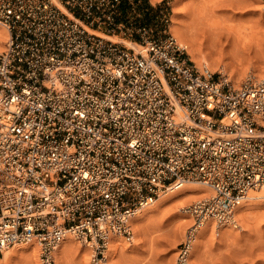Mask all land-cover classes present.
I'll use <instances>...</instances> for the list:
<instances>
[{"label":"built area","instance_id":"2783aa9c","mask_svg":"<svg viewBox=\"0 0 264 264\" xmlns=\"http://www.w3.org/2000/svg\"><path fill=\"white\" fill-rule=\"evenodd\" d=\"M123 1L0 0L1 253L32 240L58 264L73 235L109 264L111 236L198 181L211 192L186 208L183 264L205 222L239 227L237 207L264 186V76L233 85L170 32L121 19Z\"/></svg>","mask_w":264,"mask_h":264},{"label":"rangeland","instance_id":"374dc122","mask_svg":"<svg viewBox=\"0 0 264 264\" xmlns=\"http://www.w3.org/2000/svg\"><path fill=\"white\" fill-rule=\"evenodd\" d=\"M174 15L195 51L206 60L197 64L214 62L216 70L208 66L218 74L226 67L225 76L236 86L253 69L264 71V0H124L121 19L129 20L134 28L147 26L154 35L168 32L173 35ZM109 38L122 43L124 39L138 41L136 36ZM172 193L167 191L161 199ZM185 198L159 203L156 210L144 215L136 224V230L132 229V239L118 248L114 259L109 257V264H181L179 252L190 225L179 236L173 230L178 228L179 216L187 213L178 206L187 202V208L193 202ZM248 215L252 218L245 228L228 227L219 233L205 234L183 264H264V204L253 207ZM190 218L191 224L193 219ZM82 243L77 238L66 242L67 251L64 249L56 255L57 263L90 264L92 248L85 251ZM9 249L12 255L8 260L3 257L4 251L0 252V264H34V253L40 259L39 249L37 252Z\"/></svg>","mask_w":264,"mask_h":264},{"label":"bare ground","instance_id":"6f19581e","mask_svg":"<svg viewBox=\"0 0 264 264\" xmlns=\"http://www.w3.org/2000/svg\"><path fill=\"white\" fill-rule=\"evenodd\" d=\"M158 0H151V2H156ZM177 21L178 18L177 16H173L172 18V32L173 35L175 37V39L177 40V42L186 49L188 55H190V59L195 61V62H203L205 59H203L201 56L198 55L197 51H195V48L193 46V43L191 42V40H189L185 34L184 31H182L180 29V27L177 25ZM9 36V32L7 30V28L3 25L0 24V50L4 48L5 45H3L4 42H6V39ZM111 37V35H107ZM230 38V37H229ZM233 39V38H232ZM237 38H235L236 40ZM238 41V40H236ZM234 41V42H236ZM124 44H126L129 47H134L136 49L137 48V43L124 39L123 40ZM231 44V43H230ZM238 44V43H237ZM240 44V43H239ZM233 45V44H232ZM241 45V44H240ZM198 50V49H197ZM200 54V53H199ZM207 59V58H206ZM206 61V60H205ZM205 63V62H204ZM206 64V63H205ZM212 69L216 70L215 68V63L214 62H209L207 63ZM225 67V66H224ZM226 68V67H225ZM223 68V69H225ZM221 69L219 72L221 74H226L227 71ZM264 69V68H262ZM251 70V69H249ZM248 75H253V76H264V71H258V70H252L250 72V74ZM236 82V81H235ZM234 84V81L232 83ZM171 195L163 197L162 198V194L164 195V193H162L156 200H154L150 205L143 207L142 209H140L131 219H130V227L131 230L134 228V230H136V224L139 222V220L141 218H143L144 215L156 210V208L158 207L159 203L162 204H167L169 202H173V200L178 201L177 199L181 198L184 199H188V200H192L193 202H195L196 200H198L199 198L209 194L211 192L210 188L198 181H185L182 182L181 184H179L177 186V188L172 190ZM166 193V192H165ZM184 197V198H183ZM161 199V200H160ZM180 201V200H179ZM183 201V200H182ZM180 201V202H182ZM185 202V201H184ZM192 202V203H193ZM264 204V186H262L261 188H259L258 190H251L249 192V194L246 196V198L242 201V203L237 207L236 209V218L239 220V227H241V229L244 227L245 225L248 224L246 222H248L250 220V218H252L251 216L248 215V212L251 210L253 207H256L258 205H262ZM186 203H182L180 204L178 207L179 209L183 210V212H186ZM187 213H183L182 215L179 216V223H178V228H175L173 230V232L175 234H178L177 236H179L180 233L183 232V230L186 228V226L191 225V218L190 216L187 217ZM243 226V227H242ZM232 228L234 229L232 226H221V227H215L213 226V224L210 221L205 222L201 228L198 229V231L196 232V234L193 236L191 245H190V252L191 250H195L194 247L196 248V245H198L199 240H201V238L208 233H212L213 231L215 232H220L222 229H226V228ZM223 232V231H222ZM233 232V231H232ZM183 235V234H182ZM128 239H132L130 238H126L123 235H117V236H111L108 242V249L106 251L108 257H113L114 255H116L118 248L122 245H125L126 240ZM75 240V237L73 235H67L64 240H62V242L57 246V248L55 249V258L56 255L60 254V252H62L64 249L66 250V248H64V244L66 242H72ZM80 245V244H79ZM37 243L34 241H27V242H21V243H17L15 245H13L10 248H13L14 250H26V249H35L34 251L38 250L39 248H36ZM78 246V245H77ZM86 247V249L84 248L85 251H88V249L90 250L91 247V243H89L88 241H83L82 243V248ZM71 247V246H70ZM80 247V246H79ZM89 247V248H88ZM69 248V247H68ZM71 249V248H69ZM72 250V249H71ZM67 251V250H66ZM83 251V249L81 250ZM37 252V251H36ZM40 254V250L38 252ZM92 254V252H91ZM12 255V251L11 249H5L3 252V257L5 259H9V257ZM34 257L32 258L33 261H35L34 264H40V259H38V255L37 254H33ZM82 257V256H81ZM115 257V256H114ZM113 257V259H114ZM40 258V256H39ZM85 260V258L83 259ZM88 260V259H87ZM86 260V261H87ZM57 261V260H56ZM31 262V261H30ZM32 263V262H31ZM88 263V262H87ZM30 264V263H29ZM85 264V263H84Z\"/></svg>","mask_w":264,"mask_h":264}]
</instances>
